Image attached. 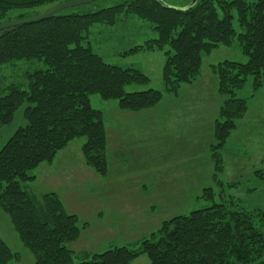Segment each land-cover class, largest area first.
<instances>
[{
	"label": "trees",
	"instance_id": "1",
	"mask_svg": "<svg viewBox=\"0 0 264 264\" xmlns=\"http://www.w3.org/2000/svg\"><path fill=\"white\" fill-rule=\"evenodd\" d=\"M55 1L0 0V25L13 22L6 19L12 10ZM190 2L174 7L156 0H130L82 15L57 13L0 31V128L11 123L19 108L25 121L0 148V210L32 254L31 264H73L67 245L77 240L82 228L55 194L38 201L22 187L34 180L29 172L50 164L71 142L84 137L85 164L106 174L109 139L103 114L91 107L90 96L116 101L120 111L131 113L155 108L163 100L162 92L153 89L126 91L149 79L138 70L107 64L83 46L91 26H112L128 16L147 23L156 37L130 52L163 53L160 78L171 97L197 82L203 55L237 43L245 63L224 60L211 66L220 97L212 130L214 150L225 145L247 113V101L237 98L235 91L249 77L253 90L264 87V0H196L183 9ZM22 19L17 16L15 21ZM15 62L41 63L43 68L27 73L26 82L7 83L4 69ZM212 158L219 172L221 156L216 151ZM202 197L212 201L213 193L205 189ZM261 215L212 204L164 221L150 239L141 241L138 251L115 247L77 264H129L143 254L149 264H264V233L255 221L260 217L264 222ZM13 258L16 255L0 238V264Z\"/></svg>",
	"mask_w": 264,
	"mask_h": 264
},
{
	"label": "rangeland",
	"instance_id": "2",
	"mask_svg": "<svg viewBox=\"0 0 264 264\" xmlns=\"http://www.w3.org/2000/svg\"><path fill=\"white\" fill-rule=\"evenodd\" d=\"M73 1L77 0H56L39 7L12 10L6 19L37 17ZM125 1L130 0H96L59 13L82 15ZM160 1L174 7L188 2ZM232 22L238 30L235 16ZM155 37L147 23L128 16L112 26H91L82 41L83 46L90 47L105 63L138 70L149 79L144 86L127 87V92L153 89L163 94L160 104L144 111L145 114L143 111L122 112L116 101L90 96L91 107L103 114L109 139L106 174L101 176L85 164L81 151L85 138L80 137L60 151L50 164L44 163L30 171L34 180L22 184L38 201L46 194H55L65 212L77 217L81 233L77 240L67 245L72 251L73 264L115 247L138 251L141 241L150 239L164 221L212 204L264 213V87L253 90L251 77L242 89L235 91L237 98L247 101L246 115L225 145L213 149L216 144L212 134L213 116L217 114L216 103L219 105L220 97L211 66L224 60L245 63L247 58L237 49L236 42L203 55L197 82L171 97L165 94L160 78L165 62L163 53L136 49L130 52ZM13 64L4 69L7 83L26 82L27 73L43 68L36 62ZM149 118L157 123L150 121L147 125L153 126V131L164 140L147 135L143 124ZM24 122L19 108L11 123L0 128V148ZM115 151H122V155ZM216 151L222 161L220 171L215 173L212 155ZM205 189L212 191V201L203 199ZM255 221L264 233L261 218L257 217ZM0 238L16 255L8 264L33 262L32 254L23 246L9 216L2 210ZM129 264H149V258L143 254Z\"/></svg>",
	"mask_w": 264,
	"mask_h": 264
},
{
	"label": "water",
	"instance_id": "3",
	"mask_svg": "<svg viewBox=\"0 0 264 264\" xmlns=\"http://www.w3.org/2000/svg\"><path fill=\"white\" fill-rule=\"evenodd\" d=\"M93 1H96V0H77V1L69 2V3H64V4L58 5L54 8L46 11L45 13H43L42 15H39L37 17L17 20V21H13V22H9V23H4V24L0 25V31L7 29V28H12V27L21 26V25H27V24H32V23L38 22V21H42V20H44V19H46L52 15L59 13L63 9L70 8L73 6L82 5V4H86L89 2H93ZM156 1L159 2L160 4H162V2L160 0H156ZM195 3H196V0H191L190 4L183 9L187 10V9L191 8Z\"/></svg>",
	"mask_w": 264,
	"mask_h": 264
},
{
	"label": "crops",
	"instance_id": "4",
	"mask_svg": "<svg viewBox=\"0 0 264 264\" xmlns=\"http://www.w3.org/2000/svg\"><path fill=\"white\" fill-rule=\"evenodd\" d=\"M216 108L218 109V105H217V103H216ZM216 108L214 109V111L216 110ZM150 110H151V109H150ZM150 110H149V111H150ZM147 111H148V110H146L145 112H147ZM143 114H145L144 111H143ZM214 117H215V116H213V119H214ZM150 121L153 122V123H155V124L157 123V121L154 122L155 119L149 118V119H148V122L146 121L147 123L143 124V126H145V130L147 131V135H148V136H151L153 139H154V138H156V139H163V138L160 137V135L158 134V132H154V131H153V130L155 129V128H153V126L151 127V126H148V125H147ZM151 122H150V123H151ZM148 136H147V137H148ZM163 140H164V139H163ZM115 152H116V153H119L118 151H115ZM119 154L122 155V151H120Z\"/></svg>",
	"mask_w": 264,
	"mask_h": 264
}]
</instances>
